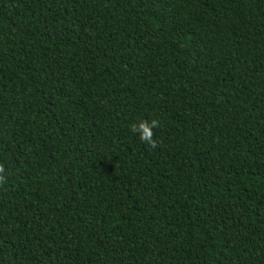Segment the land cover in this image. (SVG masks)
<instances>
[{
	"label": "trees",
	"instance_id": "16d2710c",
	"mask_svg": "<svg viewBox=\"0 0 264 264\" xmlns=\"http://www.w3.org/2000/svg\"><path fill=\"white\" fill-rule=\"evenodd\" d=\"M0 168V264H264V0H0Z\"/></svg>",
	"mask_w": 264,
	"mask_h": 264
},
{
	"label": "clouds",
	"instance_id": "9594fccd",
	"mask_svg": "<svg viewBox=\"0 0 264 264\" xmlns=\"http://www.w3.org/2000/svg\"><path fill=\"white\" fill-rule=\"evenodd\" d=\"M159 127V120L158 119H151V120H140L138 123H134L132 125V131L138 133L139 138L148 144H154L155 141L153 140V129ZM3 169L0 168V172ZM3 179V177H0Z\"/></svg>",
	"mask_w": 264,
	"mask_h": 264
}]
</instances>
